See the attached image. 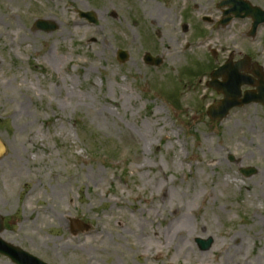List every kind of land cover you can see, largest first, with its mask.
<instances>
[{"label":"rangeland","instance_id":"obj_1","mask_svg":"<svg viewBox=\"0 0 264 264\" xmlns=\"http://www.w3.org/2000/svg\"><path fill=\"white\" fill-rule=\"evenodd\" d=\"M245 1L264 11V0ZM221 2L106 0V23L75 29L83 8L72 0H0L4 241L48 264H196L227 253L264 264L262 110L212 123L205 109L220 97L203 85L231 54L264 70V26L253 38L249 18L208 31L200 20L219 17ZM36 19L57 28L34 31ZM145 53L161 65H145ZM246 167L256 174L241 176ZM73 219L89 231L73 236ZM208 236L213 248L192 254V240Z\"/></svg>","mask_w":264,"mask_h":264},{"label":"water","instance_id":"obj_2","mask_svg":"<svg viewBox=\"0 0 264 264\" xmlns=\"http://www.w3.org/2000/svg\"><path fill=\"white\" fill-rule=\"evenodd\" d=\"M228 7H230L229 10H227L225 13L227 14H233L235 18H244L246 16H249L253 20V25H252V32L253 34L256 30V27L264 23V12L260 11L258 8H251L248 3H244L242 0H228L227 1ZM244 14V16H241V14ZM230 19L224 20L222 23L228 22ZM48 24L45 22H37L35 24L36 29H43L44 31H52L55 28H47ZM118 60L120 62H125L127 59V54L124 52H119L117 56ZM146 61H150V57L148 55L145 56ZM155 65H158L160 61L156 59L153 62ZM227 68V66H224L222 69H220L218 72H216L214 75H218L221 71H224ZM229 70V69H228ZM230 71V70H229ZM255 75L260 79V82L258 84V89H261L262 86L264 87V81H262V76L258 75L256 72ZM242 83H245L244 81H241L236 83L235 77L230 75L229 80H225V83L222 84L220 87L217 86L216 89L219 93L223 95V100L220 101L219 103L213 104L209 109H208V116L210 117L211 120L220 122L222 121L227 115L228 112L237 106H242L244 104L250 103L252 98H246L242 100V102L238 103L237 98L240 96L239 94V87ZM215 87V86H214ZM254 101L256 99L254 98ZM229 160L233 162V158L230 157ZM241 172L245 176H251L255 173L254 169H245L241 170ZM78 228L82 232L83 230H86L88 227L85 225H82L78 223ZM2 231V225H1V220H0V232ZM0 254L7 257L12 263L14 264H45L41 262L39 259L31 256L27 252L23 251L19 247H16L14 245H11L9 243L4 242L2 239H0Z\"/></svg>","mask_w":264,"mask_h":264},{"label":"flooded vegetation","instance_id":"obj_3","mask_svg":"<svg viewBox=\"0 0 264 264\" xmlns=\"http://www.w3.org/2000/svg\"><path fill=\"white\" fill-rule=\"evenodd\" d=\"M73 3L82 6L83 10L79 11L77 6L74 9V15H75V20L73 22V28H78L79 23L81 22L83 24H85L87 27H92L95 26L96 23L98 21H102L104 23H106V11H105V6H106V0H72ZM81 12H84L82 14H84L85 16L89 17V19H80L79 18V14ZM221 16L222 14L220 13L219 17H216L215 19H208L210 18V15H206L204 21L208 22L209 24V28H211L210 32H214L216 33L217 30H222L223 28L220 27L218 24L221 20ZM89 20H94V23H91ZM106 31H104L105 33ZM100 34V33H99ZM98 34V35H99ZM211 34V33H210ZM91 40L94 41V39L91 38ZM211 54V53H210ZM214 57H216V52L214 51ZM246 74L252 76L251 74V65L249 64L246 68ZM250 80H252L253 82H257L259 84L260 79H256V78H251ZM207 80H205L204 85L206 86ZM247 90V89H246ZM250 91V89H249ZM252 91V89H251ZM262 97H264V93H262ZM255 106L259 107L262 110V129H264V106L260 105V104H255ZM260 220H262V234H264V215H262V217H259ZM209 237V236H208ZM207 238V237H206ZM213 238V237H212ZM196 239H204L202 237H196L192 240V243L189 244V250L191 251L192 254H195V251L197 252V256H202L203 254L208 253L214 246V238H213V242L211 245V249L209 251H201L200 250V246L198 245V243H196ZM235 241V242H234ZM231 240L230 243H225V244H221L222 247L228 251H232L234 248L239 246V240L236 241L235 240ZM236 246V247H234ZM230 254H226V257L224 259L222 258H216V259H211L208 261H204V259H200V258H196V264H242L237 262L233 256L230 255V258L228 257ZM196 256V254H195ZM193 261L188 260L187 264L192 263ZM243 264H247V263H243Z\"/></svg>","mask_w":264,"mask_h":264},{"label":"bare ground","instance_id":"obj_4","mask_svg":"<svg viewBox=\"0 0 264 264\" xmlns=\"http://www.w3.org/2000/svg\"><path fill=\"white\" fill-rule=\"evenodd\" d=\"M237 39H238L239 45H241L242 41L240 40V36L239 35H237Z\"/></svg>","mask_w":264,"mask_h":264}]
</instances>
